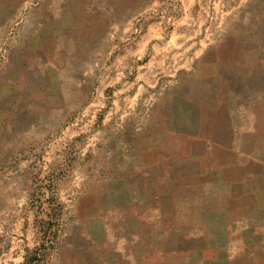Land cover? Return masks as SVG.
<instances>
[{
  "label": "rangeland",
  "instance_id": "1",
  "mask_svg": "<svg viewBox=\"0 0 264 264\" xmlns=\"http://www.w3.org/2000/svg\"><path fill=\"white\" fill-rule=\"evenodd\" d=\"M73 5L81 28L59 42L32 40L39 17L16 24L18 4H0V264H160L151 226L171 154L155 136L191 110V128L227 139L224 108L194 100L229 96L205 74L221 50L236 60L234 35H264V0ZM259 55L238 81L223 69L233 95L244 76L264 87Z\"/></svg>",
  "mask_w": 264,
  "mask_h": 264
},
{
  "label": "crops",
  "instance_id": "2",
  "mask_svg": "<svg viewBox=\"0 0 264 264\" xmlns=\"http://www.w3.org/2000/svg\"><path fill=\"white\" fill-rule=\"evenodd\" d=\"M92 3L94 0H0V4H18L10 13L20 17L16 24L39 17L32 31L35 39L30 34L32 40L57 36L59 42L68 40V26L76 32L81 28L74 18L66 21L74 16L71 4ZM55 23H60V32ZM234 37L238 42L232 51L236 60L226 59L221 50L218 61L205 74V78L219 80L221 90H227L229 96L224 93L194 100L200 114L207 113L210 102L224 108L227 139H217L221 136L217 129L205 132L202 118L200 125L191 128L188 109V114L179 117L180 123L170 124L155 136L171 154L166 160L167 190L158 199V223L151 226L161 238L152 255L160 264H264V87L254 91V82H245L244 76L241 83L249 87L247 94L233 95L237 82L223 74V69L236 70L238 81V71L251 72L256 66L246 62L251 51L260 52L264 61V35L253 30ZM246 38L254 39L258 49L248 47ZM261 69L264 73V64Z\"/></svg>",
  "mask_w": 264,
  "mask_h": 264
}]
</instances>
